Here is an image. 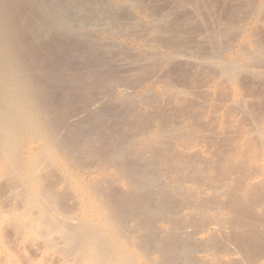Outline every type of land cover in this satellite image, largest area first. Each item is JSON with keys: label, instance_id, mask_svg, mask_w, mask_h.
I'll use <instances>...</instances> for the list:
<instances>
[{"label": "bare ground", "instance_id": "bare-ground-1", "mask_svg": "<svg viewBox=\"0 0 264 264\" xmlns=\"http://www.w3.org/2000/svg\"><path fill=\"white\" fill-rule=\"evenodd\" d=\"M254 12L0 0V264H264Z\"/></svg>", "mask_w": 264, "mask_h": 264}, {"label": "rangeland", "instance_id": "rangeland-1", "mask_svg": "<svg viewBox=\"0 0 264 264\" xmlns=\"http://www.w3.org/2000/svg\"><path fill=\"white\" fill-rule=\"evenodd\" d=\"M214 8H215V10H216L217 12L214 11ZM211 11H212V12H211ZM251 11H252V10H251ZM207 12H209L208 15H206V16H207V20H209V23H210V24L208 23V26H209V27H207V29H208V31H210V33L212 32V33H211L212 35H211V34H209V35L211 36L212 40H215L214 42H216V43L219 42L218 44H220V43L225 44L226 41H223V40H226V39H225L224 35H222V33H221V31L224 30V27L222 26L223 20L221 21V19H224V20L226 21V19H228L227 13H223V12H225V11L222 12L221 9H220V10L218 9V7H213L212 10L207 11ZM214 12H215L216 14H215ZM219 12H220V13L222 12V13L220 14L221 16H223L222 18H221L220 15L218 16ZM252 12H253V11H252ZM211 13H212L213 15H212ZM254 13H255V12H254ZM205 14H207V13L205 12ZM209 14H210L211 16H210ZM214 14H215V15H214ZM222 14H223V15H222ZM263 14H264V12L261 14V18H260V15H258L257 13H255V15H254V14L252 15V13H251L250 26H251V28L254 26V27L251 29V33H253V35L255 34L256 36L254 35V38H253V39H250V40H252V44H253V45H252L251 43H248V45H247L248 47L250 46L249 48H252V49H253V48H254V49H257V47H258L259 49H263L262 51H264V48H262V47H260V46H263V47H264V45H263V44H264V24L261 23V22H264V16H263ZM208 16H210V17H208ZM214 16H215L216 18H215ZM217 16L220 17L221 19L218 18ZM225 16H227V17L224 18ZM252 16H255V17L253 18ZM257 16H258V18H257ZM262 16H263V18H262ZM217 18H218V19H217ZM214 19L219 20V22L221 21V22H222L221 25L218 24L217 26H215V25H216V23H215L216 20L214 21ZM253 19H254V20H253ZM255 19H256V20H255ZM257 19H258V20H257ZM260 19H261V20H260ZM211 20H212V21H211ZM252 20H253V21H252ZM259 20H260V21H259ZM225 21H224V22H225ZM257 21H259V22H257ZM211 22H212V23H211ZM217 22H218V21H217ZM256 22H257V23H256ZM251 23H254L255 25H252ZM259 23H260L261 25H263L262 28H261V26H260V28H259ZM211 25L214 26V28H215V27L219 28V30H221V31H219L217 28H215V30L217 29L216 31H218V32H216L215 30L213 31V30H212L213 27H212ZM256 25H258V26H256ZM219 26H220V27H219ZM210 27H211V28H210ZM221 27L223 28V30H222ZM255 27L258 28L257 31H256V28H255ZM209 28H210V30H209ZM254 28H255V30H254ZM260 30H262V31H260ZM259 31H260V32H259ZM213 32H214V33H219L218 35H219V36L222 35V36H221L222 38H221V37H218L217 34L213 35ZM220 34H221V35H220ZM253 35L251 36V38L253 37ZM215 36H216V37H215ZM216 38H218V39H216ZM253 40H254V41H253ZM222 41H223V42H222ZM249 42H250V41H249ZM250 44H251V45H250ZM257 44H258V46H256ZM252 46H253V47H252ZM254 46H255V47H254Z\"/></svg>", "mask_w": 264, "mask_h": 264}]
</instances>
